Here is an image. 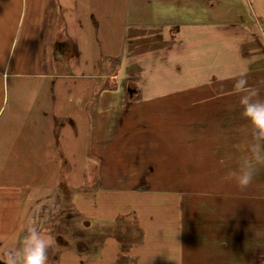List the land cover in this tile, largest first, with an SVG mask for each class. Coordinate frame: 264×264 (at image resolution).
<instances>
[{
	"label": "crops",
	"instance_id": "obj_1",
	"mask_svg": "<svg viewBox=\"0 0 264 264\" xmlns=\"http://www.w3.org/2000/svg\"><path fill=\"white\" fill-rule=\"evenodd\" d=\"M220 1L18 0L17 40L5 47L10 7L0 8V257L21 249L25 229L35 224L56 238L51 264H169L167 248L176 264L210 253V264H264V164L253 161L254 178L243 194L256 195L255 204L242 212L241 226L217 210L211 218H190L194 228L185 229L179 210H144L154 200L167 207L176 200L179 207L180 191H137L130 188L135 182L127 186L122 179L123 165L136 161L143 147L138 141L156 139L155 123L176 128L171 136L161 131V138L178 141L181 172L187 140L194 141L188 149L194 172L219 165L231 175L251 159V131L230 129L242 124L251 130L239 99L203 93H236L234 83L211 81L243 73L264 98V14L218 18ZM187 11L193 18H185ZM163 75H177L178 84L159 81ZM174 93L179 96L170 99ZM218 124L229 127L203 130ZM176 187L186 186L179 181ZM67 188L82 192L68 199ZM73 205L82 216L81 237L71 226ZM121 219L137 222L142 245L131 240L140 235L133 229L123 239ZM203 225L224 241L188 244ZM233 252L238 261L229 259Z\"/></svg>",
	"mask_w": 264,
	"mask_h": 264
},
{
	"label": "rangeland",
	"instance_id": "obj_2",
	"mask_svg": "<svg viewBox=\"0 0 264 264\" xmlns=\"http://www.w3.org/2000/svg\"><path fill=\"white\" fill-rule=\"evenodd\" d=\"M9 8L10 12L4 14V18L8 22V26L5 28V32L7 31L9 34V37L4 36V47L5 42L10 41V43H13L17 40V28L15 27L14 30V23L17 22L19 12L18 9V0H0V8ZM218 18L222 17H235L240 13L245 19L249 20L252 16L251 13L254 14L255 19L261 18V15L264 14V0H221L218 4ZM190 12H182L183 15H185V18H193L192 13ZM259 13V14H258ZM16 60V54L13 63ZM2 62V61H1ZM0 62V63H1ZM2 78V69L0 68V79ZM140 78V77H139ZM178 76H165L159 78V81H164L169 84H178ZM239 77H232V78H226V77H218L217 79L211 81V83H216L218 85H227V84H233L235 83L236 79ZM248 81L251 82L254 81L252 78H247ZM143 80V79H142ZM146 80V78H144ZM207 95V96H206ZM179 95L177 93H174L173 95L169 96V98H177ZM203 96H205L208 99H239L240 94L237 93H226L224 91H212L203 93ZM173 110V109H172ZM207 128L205 130L208 131H218V132H225L226 128L229 127V125L224 124H218V125H203ZM244 126L248 128V131H251L249 129V126L242 125V124H234L230 126V129L233 130L234 133H240L242 131L245 132ZM212 127V129H211ZM154 128V134L153 136L156 138L154 141L151 140H143L138 141L139 145H142L140 153L137 155L136 161L132 162L130 165H123V181L127 180L125 184L127 186L130 185V183H136L137 186H132L130 188L137 190V191H149L150 189H153L154 191L158 190H170L171 196H175L177 191H180L182 194V200L179 203V207H177V201L176 200H170L169 207L163 205L161 206L159 204V201L154 200L152 204H149L150 201H147L146 207L144 210L146 211H158V213L161 215L165 211L169 212L170 214L177 215V212L179 210L180 213H182V221L183 228L187 229H193L194 226L191 225V221H189L190 218H193L194 216L201 215V218H205V215L209 218L212 217V211H218L217 216H224L225 213H230L231 217L234 219L239 220V225L241 226V220L243 217V213H247L250 209L253 208L254 198H256V195H253V197L250 195H245L247 190L241 189L237 186V183L235 181V178L230 175V173L225 171L224 169L219 168V165H215V167H211L210 171L207 172H194V170H191L188 165L192 162V154L189 153V145L193 146L194 141L193 140H187L186 143V165L185 170L179 171V165H178V157L176 153V145L178 143L177 140L169 139V140H163L161 137V131H164V135H172L174 131H176V128L172 130V125H166V127L163 129V125L155 123L153 125ZM229 129V130H230ZM160 131V133L158 132ZM196 131V130H195ZM194 128H193V132ZM168 133V134H166ZM150 135V134H148ZM152 142V145H151ZM219 143H223L225 141H218ZM242 141L235 140V143L240 144ZM220 145V144H219ZM161 154V155H160ZM164 155V156H162ZM160 159V161H157ZM135 163V164H134ZM189 167V168H188ZM125 169V170H124ZM137 169V170H135ZM77 174V173H75ZM107 174H113L110 172H107ZM91 175H94L91 173ZM182 177L181 180H179L180 176ZM107 176V175H106ZM130 177H133L130 180ZM181 181L183 184H185V188H178L176 187ZM130 182V183H129ZM161 182H164L168 185H171L167 188H161L157 187ZM197 184V185H195ZM174 186V187H173ZM195 186V187H194ZM97 189H95L96 191ZM252 191H257V188L250 189ZM75 191H81V189L76 188H67L66 193L68 195V199L71 197L70 195H73ZM82 192V191H81ZM243 194V195H242ZM80 195V194H79ZM153 195H159L157 192H155ZM73 197V196H72ZM78 197V196H77ZM156 197V196H155ZM258 197V196H257ZM65 206V205H63ZM74 209V222L71 221V226L73 227L74 234L80 236L82 234V216L77 211V206L73 205ZM164 211V212H163ZM162 212V213H161ZM211 212V214H209ZM165 214V213H164ZM176 217V216H175ZM124 218V216H123ZM137 221V218H135ZM211 221V219H209ZM207 221L206 223L209 224L210 221ZM135 220L133 221H125L121 219V222L119 224L120 229L122 230L123 239L125 238V235L127 237H132V231L130 229L134 230V232H137L140 235H137V237H132L131 240H136L137 245H142V239H143V231L139 227V225H135L137 223ZM139 221V220H138ZM73 222V224H72ZM190 222V223H189ZM154 223V222H153ZM160 224L156 225H162L161 221ZM172 223V221H171ZM173 224V223H172ZM240 226H238L240 228ZM174 227V226H173ZM182 227V226H181ZM182 228V231L184 229ZM210 228L211 225H203L200 226V231L196 232V236L191 237L188 241V244H198L199 246H207L212 247L211 244H217L218 242L224 241L222 238H218V236L213 235L210 236ZM237 234L242 235L241 231L236 232ZM125 234V235H124ZM81 237V236H80ZM163 237L161 235H158L156 237L157 242H162ZM171 242H174L171 239ZM79 244H77L80 247V241H78ZM231 244V241H230ZM157 245L156 252L158 254H161V244H155ZM138 246V247H139ZM169 253H171V260H169V264H176L177 261L173 259L174 253L170 251L169 248L165 249ZM210 252V251H209ZM199 255L201 256L203 252L198 251ZM186 254V252L184 253ZM211 254V253H210ZM210 254L206 255V260H196V263L194 264H203V263H212L213 259L210 258ZM240 255V253H238ZM230 260L231 261H238L236 260V252L230 253ZM50 259V257H49ZM49 264H51L49 262Z\"/></svg>",
	"mask_w": 264,
	"mask_h": 264
},
{
	"label": "clouds",
	"instance_id": "obj_3",
	"mask_svg": "<svg viewBox=\"0 0 264 264\" xmlns=\"http://www.w3.org/2000/svg\"><path fill=\"white\" fill-rule=\"evenodd\" d=\"M234 89L240 94L241 115L251 125V142L248 145L251 159L246 160L239 170L232 174L237 186L245 189L254 178L253 161L264 164V98H261L260 88L249 86L246 74L243 73L236 79ZM25 232L22 248L9 251L0 257V261L3 264H49L50 254H55L58 250L56 238L51 234L42 233L35 224L28 226Z\"/></svg>",
	"mask_w": 264,
	"mask_h": 264
}]
</instances>
